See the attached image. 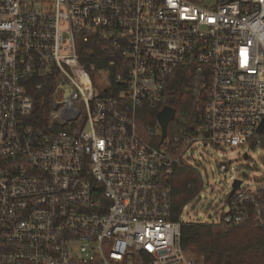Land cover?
Segmentation results:
<instances>
[{"label":"built area","instance_id":"1","mask_svg":"<svg viewBox=\"0 0 264 264\" xmlns=\"http://www.w3.org/2000/svg\"><path fill=\"white\" fill-rule=\"evenodd\" d=\"M165 107L161 143L144 112ZM197 146L264 149V0H0V264H196L184 226L264 228V178H233L206 222L201 188L176 212Z\"/></svg>","mask_w":264,"mask_h":264},{"label":"trees","instance_id":"2","mask_svg":"<svg viewBox=\"0 0 264 264\" xmlns=\"http://www.w3.org/2000/svg\"><path fill=\"white\" fill-rule=\"evenodd\" d=\"M113 70L112 78H114ZM32 86L34 108L27 122L36 128L46 124V116L51 109V94L56 88L55 79L48 80L45 90H35ZM42 83V82H40ZM187 82L177 80L173 84L175 107L179 112H187L185 99L189 97L184 90ZM158 109L147 108L144 112L145 123L156 125ZM158 143L159 139H155ZM159 144V143H158ZM157 144V145H158ZM202 185V178L198 171L180 169L176 172L174 187V209L181 207L191 200ZM182 247L192 252L198 262L204 264H264V228L247 226L222 228L209 224H191L182 229Z\"/></svg>","mask_w":264,"mask_h":264},{"label":"rangeland","instance_id":"3","mask_svg":"<svg viewBox=\"0 0 264 264\" xmlns=\"http://www.w3.org/2000/svg\"><path fill=\"white\" fill-rule=\"evenodd\" d=\"M243 152L244 150L238 147H228L223 150H213L202 146L195 148L193 161H199L195 164L202 176L201 192L206 199H202L197 204L190 202L187 211L206 222L209 215L222 208L223 199L232 189L233 178H243L251 185H255L257 179L264 178V149L258 148L252 151L251 160L243 159ZM225 162H231L232 170L226 174V177H221L218 167ZM191 255L194 258V255ZM195 262L204 264L202 259Z\"/></svg>","mask_w":264,"mask_h":264},{"label":"water","instance_id":"4","mask_svg":"<svg viewBox=\"0 0 264 264\" xmlns=\"http://www.w3.org/2000/svg\"><path fill=\"white\" fill-rule=\"evenodd\" d=\"M175 115H176V110L174 108H171V107H165L163 109L162 112H160L158 115H157V122L158 124L161 126V129H162V138H161V143H163L166 139V136H167V129H168V124L174 120L175 118ZM260 131H262V128L259 129ZM240 183L237 182L235 184V188L238 187Z\"/></svg>","mask_w":264,"mask_h":264}]
</instances>
